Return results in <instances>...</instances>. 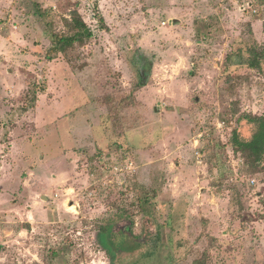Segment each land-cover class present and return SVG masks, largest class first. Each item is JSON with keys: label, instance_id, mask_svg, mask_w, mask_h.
<instances>
[{"label": "rangeland", "instance_id": "1", "mask_svg": "<svg viewBox=\"0 0 264 264\" xmlns=\"http://www.w3.org/2000/svg\"><path fill=\"white\" fill-rule=\"evenodd\" d=\"M72 10L91 40L45 60ZM262 20L264 0H0V264H264V168L229 145L264 116V68L233 55Z\"/></svg>", "mask_w": 264, "mask_h": 264}, {"label": "trees", "instance_id": "2", "mask_svg": "<svg viewBox=\"0 0 264 264\" xmlns=\"http://www.w3.org/2000/svg\"><path fill=\"white\" fill-rule=\"evenodd\" d=\"M63 26L65 29L64 32L60 34L56 32L51 33V47L45 50L43 58L47 61H51L58 56H62L71 64L70 55L79 47H84L85 44L91 40L92 33L76 10L70 12V20H63ZM261 31L264 36V20H262L261 23ZM248 42L245 48L239 49L233 55L240 58V60L242 59L241 61L249 70L261 72L264 68V42L259 45L253 38H251L250 41L248 39ZM233 55L227 56L226 62H230L233 59ZM71 66L74 67V64ZM114 100L116 101L115 107L121 109L126 106L128 101L133 100V94L126 96L125 99L114 98L112 102H115ZM239 120L252 125L254 131L249 141H242L237 131L232 130L229 139L230 147H232L236 153L241 154L242 157L247 160V164L251 168H264V116L241 114ZM145 202L147 203L146 199ZM109 228L110 227H108V229L103 228V234L108 233ZM102 238L103 237L100 236V243L104 246ZM207 260L206 253H203L202 256L193 261L192 264H206Z\"/></svg>", "mask_w": 264, "mask_h": 264}, {"label": "crops", "instance_id": "3", "mask_svg": "<svg viewBox=\"0 0 264 264\" xmlns=\"http://www.w3.org/2000/svg\"><path fill=\"white\" fill-rule=\"evenodd\" d=\"M11 152V151H10Z\"/></svg>", "mask_w": 264, "mask_h": 264}]
</instances>
